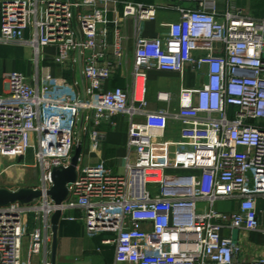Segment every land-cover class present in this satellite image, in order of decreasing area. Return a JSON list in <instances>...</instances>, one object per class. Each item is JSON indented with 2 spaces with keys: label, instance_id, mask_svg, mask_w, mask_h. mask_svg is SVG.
<instances>
[{
  "label": "built area",
  "instance_id": "1",
  "mask_svg": "<svg viewBox=\"0 0 264 264\" xmlns=\"http://www.w3.org/2000/svg\"><path fill=\"white\" fill-rule=\"evenodd\" d=\"M167 1L195 7L179 9L165 35L137 37L129 92L104 88L123 61L121 27L129 18L153 20L155 8L125 3L109 21L107 8L115 0H0V44L28 46L35 60L42 49L55 48L60 67L76 54L84 81L83 94H76L50 74L40 86L18 72L5 78L0 159L32 152V164L10 168L32 169L37 181L30 187L44 196L0 207V264H33L56 209L78 210V218L67 219L79 221L89 239L113 246L117 264H264L243 252L248 234L264 235L258 211L264 200V16H245L235 0ZM109 33L113 60L101 64ZM149 71L175 74L180 83L176 94H156L162 107L154 111L146 97ZM188 74L190 88L184 86ZM82 113L87 155L98 161L81 165L82 153L75 182L55 206L45 196L51 170L70 164ZM116 117L128 128L117 175L101 158L98 131L114 127ZM172 123L180 129L168 137ZM219 202L236 209L218 211Z\"/></svg>",
  "mask_w": 264,
  "mask_h": 264
},
{
  "label": "crops",
  "instance_id": "2",
  "mask_svg": "<svg viewBox=\"0 0 264 264\" xmlns=\"http://www.w3.org/2000/svg\"><path fill=\"white\" fill-rule=\"evenodd\" d=\"M117 5H109L107 8V19L110 21L114 18V12L121 15L125 3L140 4L143 6L155 8V18L140 22L136 18H129L122 24V35L124 37V56L123 61L118 66L114 76L106 82L105 89L121 88L127 91L132 89V70L134 61L135 42L137 37L156 38L167 33V25L176 22L179 19V9H193L195 6L191 3H177L167 0H115ZM234 6L240 9L245 16L251 18H261L264 16V0H235ZM223 10L226 5L219 3L217 6ZM1 26V20H0ZM76 26V23H75ZM110 30L112 26H109ZM31 37V30L26 32V38ZM113 37L109 33L107 37V48L104 51V61L113 60ZM57 54L55 48L47 47L35 60L33 50L24 45H2L0 44V95L5 92V78L9 73L18 72L26 76L33 86H40L46 74H50L56 84L61 87L64 82L73 87L76 94H83L84 81L81 76V64L76 54H73V63L70 62L65 67L56 65L53 61ZM76 60V62H74ZM63 82V83H62ZM62 83V84H61ZM194 85L192 75L188 74L184 82L185 87ZM146 97L151 110H157L162 107L156 102V94L159 91H169L176 94L179 90L180 83L175 74H166L158 71L147 72L146 79ZM115 126L103 125L98 128L100 141L102 144L101 158L107 169L113 174H121L123 158L127 154V123L123 117L114 118ZM79 126V123H78ZM179 125L172 123L168 130L167 136H177ZM78 130V128H77ZM87 144L83 135V156L81 165L94 164L98 161L94 156L88 157ZM264 204L260 199L259 203ZM236 205L231 203L229 210H235ZM78 210H71L62 213L59 228L58 242L56 253V264H117L114 261L113 246H101L100 238L90 239L95 241L92 248L83 246L81 239L86 236L83 227L79 221H70L67 218H78ZM259 215V222H260ZM261 226V222H260ZM50 234V232H49ZM257 233L248 234L247 240L255 239ZM260 234V233H259ZM50 237V235H49ZM88 238V237H87ZM89 239V238H88ZM99 249V252L97 251ZM95 256H88L94 253ZM50 238L45 249L40 256L41 263L46 259L50 263Z\"/></svg>",
  "mask_w": 264,
  "mask_h": 264
},
{
  "label": "water",
  "instance_id": "3",
  "mask_svg": "<svg viewBox=\"0 0 264 264\" xmlns=\"http://www.w3.org/2000/svg\"><path fill=\"white\" fill-rule=\"evenodd\" d=\"M75 28V22H73ZM83 113L80 116L79 126L76 134V144L70 164L67 167L53 168L51 170L52 187L45 193V196L53 202L55 206H60L68 195V186L75 182L77 177V166L83 152ZM44 194L40 190L33 188H20L18 190L0 189V207L14 203L30 204ZM62 212L56 209L50 218V264H56L58 228Z\"/></svg>",
  "mask_w": 264,
  "mask_h": 264
},
{
  "label": "rangeland",
  "instance_id": "4",
  "mask_svg": "<svg viewBox=\"0 0 264 264\" xmlns=\"http://www.w3.org/2000/svg\"><path fill=\"white\" fill-rule=\"evenodd\" d=\"M32 164V152L28 154V156L24 159H19L16 161H11L7 159H0V189L5 188L9 190H18L20 188H31L30 186L34 184V180L37 181L35 172L32 169H24L22 172H18L12 170L10 167L12 165H22V164ZM8 170V171H7ZM32 177V179H31ZM22 178V179H20ZM31 179V180H30ZM18 180V181H16ZM22 180V181H21ZM17 182V183H16ZM230 202H219L215 208L221 212H227L230 209ZM258 211L260 214V222H261V230L264 231V204L262 202L259 203ZM238 234L235 232L233 234V238L237 239ZM50 238V237H49ZM49 241V239H48ZM83 246L92 248L96 242L91 241L86 236H83L81 239ZM27 244H25L23 249V254H26ZM243 252L245 257L252 259L253 257L264 258V235L257 233L255 235V239L243 241ZM247 255V256H246ZM88 256H95L94 253H90ZM42 257H34L33 264H42Z\"/></svg>",
  "mask_w": 264,
  "mask_h": 264
},
{
  "label": "bare ground",
  "instance_id": "5",
  "mask_svg": "<svg viewBox=\"0 0 264 264\" xmlns=\"http://www.w3.org/2000/svg\"><path fill=\"white\" fill-rule=\"evenodd\" d=\"M8 171V170H7Z\"/></svg>",
  "mask_w": 264,
  "mask_h": 264
}]
</instances>
